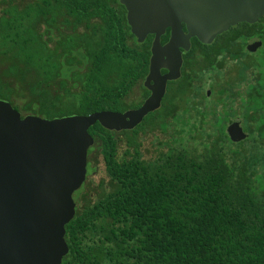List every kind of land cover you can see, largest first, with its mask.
Returning a JSON list of instances; mask_svg holds the SVG:
<instances>
[{
	"label": "trees",
	"instance_id": "16d2710c",
	"mask_svg": "<svg viewBox=\"0 0 264 264\" xmlns=\"http://www.w3.org/2000/svg\"><path fill=\"white\" fill-rule=\"evenodd\" d=\"M146 57L105 0H0V98L24 115L135 109ZM178 87L133 130L88 129L108 189L75 204L61 264H264V151L229 143ZM157 131L167 151L145 160L139 133Z\"/></svg>",
	"mask_w": 264,
	"mask_h": 264
},
{
	"label": "water",
	"instance_id": "95a60500",
	"mask_svg": "<svg viewBox=\"0 0 264 264\" xmlns=\"http://www.w3.org/2000/svg\"><path fill=\"white\" fill-rule=\"evenodd\" d=\"M127 5L131 34L142 41L155 33L150 92L140 107L53 119L22 114L0 98V264H61L68 253L65 226L75 216L72 195L86 179L87 153L94 140L88 129L130 131L160 108L167 81L180 76L181 57H168V73L159 75L158 38L171 28L167 50L182 37L209 43L237 23H255L264 0H138ZM185 25L184 35L181 24ZM153 82V85H151ZM232 127L230 139L244 138Z\"/></svg>",
	"mask_w": 264,
	"mask_h": 264
},
{
	"label": "flooded vegetation",
	"instance_id": "af4514ba",
	"mask_svg": "<svg viewBox=\"0 0 264 264\" xmlns=\"http://www.w3.org/2000/svg\"><path fill=\"white\" fill-rule=\"evenodd\" d=\"M105 1L123 14L129 27L126 3L136 8L138 0ZM181 26L186 35L185 25ZM130 30L129 27L131 34ZM132 39L136 43V55L141 52L147 55L146 75L137 85L140 107L150 95L144 81L150 70L152 50L157 45L156 34H148L142 41L134 35ZM170 39L171 28H166L158 38L161 55L158 72L161 77L166 75L168 68L164 65L169 64L168 57L178 55L181 57L180 76L167 81L160 108L167 98L177 96L176 90L181 86L186 91L184 101L190 106L195 105L205 113L212 109L219 132L225 133L229 143L240 144L250 152L264 151V15L255 23L242 22L229 27L209 43L196 37H182L176 48L167 50ZM233 126L244 136L238 142L229 136Z\"/></svg>",
	"mask_w": 264,
	"mask_h": 264
},
{
	"label": "rangeland",
	"instance_id": "374dc122",
	"mask_svg": "<svg viewBox=\"0 0 264 264\" xmlns=\"http://www.w3.org/2000/svg\"><path fill=\"white\" fill-rule=\"evenodd\" d=\"M140 87L136 86L133 92L129 95V102H139ZM141 137V153L142 157L145 160H153L161 152L167 151L165 145L161 143L165 142L166 135L162 134L160 131L155 133H146ZM125 136H120L124 138ZM124 149L123 145H120V152ZM90 167L92 171H89V168L86 167L87 173L90 172L86 178V181L81 189L80 193H73L72 198L75 204L81 205L83 203L82 198L85 196L87 200L93 201L98 194L106 191L108 189V178L104 171L103 161L99 153L93 152L89 158ZM86 173V174H87Z\"/></svg>",
	"mask_w": 264,
	"mask_h": 264
}]
</instances>
